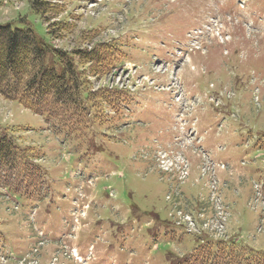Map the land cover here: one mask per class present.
<instances>
[{
    "label": "rangeland",
    "instance_id": "1",
    "mask_svg": "<svg viewBox=\"0 0 264 264\" xmlns=\"http://www.w3.org/2000/svg\"><path fill=\"white\" fill-rule=\"evenodd\" d=\"M31 1L0 0V24L29 27L74 62L113 43L120 48L113 64L133 66H127L126 73L102 76L94 64L82 60L79 70L90 102L80 107L82 111L75 108L81 113L69 122L66 116L51 120L0 97V128L20 148L33 151L34 165L46 174L44 185L31 189L30 199L0 186V251L21 258L29 250L32 225L27 215L32 209L34 221H47L45 229L58 230L70 208L64 197L71 191L66 193V188L77 185L74 173L79 171L96 180L90 188L84 186L89 203H83L89 206L74 242L92 246V264H170L182 257L201 264L208 247L218 253L213 237L229 238L218 246L220 253H231L234 264L258 263V254H264V221L259 205L258 211L252 210L251 201L253 183H261L264 191V0H101L96 5L89 2L94 0H49L44 18L32 11ZM203 25L207 30L191 40ZM187 41L202 46L190 52L179 69L184 88L219 97V107L202 101L198 134L204 149L224 147L216 160L228 162L233 171L218 174L228 211L221 220L206 200L211 201L201 166L178 186L187 199L183 206L195 205L200 195L204 199L189 221V215L177 211L169 215L174 203L166 196L177 182H169L142 157L160 138L153 115L167 113L158 103L165 95L146 91L128 96L121 106L112 102L119 95L102 89L148 87L155 78L150 74L155 69L149 68L152 58L169 61L167 54L184 50ZM174 220L187 223L205 244L176 227ZM40 251L38 259L19 264H71L59 248L44 246ZM211 260L226 264L219 253Z\"/></svg>",
    "mask_w": 264,
    "mask_h": 264
},
{
    "label": "trees",
    "instance_id": "2",
    "mask_svg": "<svg viewBox=\"0 0 264 264\" xmlns=\"http://www.w3.org/2000/svg\"><path fill=\"white\" fill-rule=\"evenodd\" d=\"M48 2L32 0L31 9L44 18ZM115 53L116 45L108 43L74 62L71 55L44 43L29 27L0 24V96L16 101L34 114L46 115L51 120L66 116L69 121L81 113L73 110L90 102L79 70L84 64L82 60L94 64L101 74L110 68ZM34 154L20 148L7 130L0 128V186L28 196L34 186L40 185L44 175L33 164Z\"/></svg>",
    "mask_w": 264,
    "mask_h": 264
},
{
    "label": "crops",
    "instance_id": "3",
    "mask_svg": "<svg viewBox=\"0 0 264 264\" xmlns=\"http://www.w3.org/2000/svg\"><path fill=\"white\" fill-rule=\"evenodd\" d=\"M168 118V116H163V117H159L156 121V126H160V125H163L166 124V119ZM215 147H208L207 149L209 150V152L211 153L212 157L215 158V159H219L220 158V154L217 153L214 149ZM196 166H197V162L196 161H193V165H192V171H191V175L193 176L194 175V171L196 170ZM194 170V171H193ZM222 175V174H221ZM235 194H237V191H234ZM40 223V222H38ZM79 244V243H78ZM80 245V244H79ZM51 247L53 245H50ZM49 246V247H50ZM82 246V245H81ZM83 247V246H82Z\"/></svg>",
    "mask_w": 264,
    "mask_h": 264
},
{
    "label": "built area",
    "instance_id": "4",
    "mask_svg": "<svg viewBox=\"0 0 264 264\" xmlns=\"http://www.w3.org/2000/svg\"><path fill=\"white\" fill-rule=\"evenodd\" d=\"M215 210L217 212V215H218L217 217H218L219 220L225 218L224 213L221 210V206L219 205L218 199H215ZM216 223H217V221H216Z\"/></svg>",
    "mask_w": 264,
    "mask_h": 264
}]
</instances>
